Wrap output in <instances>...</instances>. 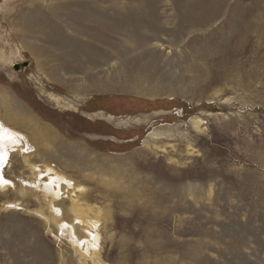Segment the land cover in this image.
<instances>
[{"label":"rangeland","instance_id":"rangeland-1","mask_svg":"<svg viewBox=\"0 0 264 264\" xmlns=\"http://www.w3.org/2000/svg\"><path fill=\"white\" fill-rule=\"evenodd\" d=\"M0 116L36 148L5 178L67 179L99 264H264V0H0ZM21 196L0 264H92Z\"/></svg>","mask_w":264,"mask_h":264},{"label":"bare ground","instance_id":"bare-ground-1","mask_svg":"<svg viewBox=\"0 0 264 264\" xmlns=\"http://www.w3.org/2000/svg\"><path fill=\"white\" fill-rule=\"evenodd\" d=\"M20 69H22V66L20 67ZM12 127L13 125H10L6 121H4L0 116V194L6 192L7 190H10L11 188L14 193L16 192L19 195H22V198L27 196L28 194L34 197V199L39 202L41 208L30 212L35 216L44 218L47 223L52 222L58 225V227L60 228L59 232L62 233V236L68 237L70 239L73 245V249H75V253H77L79 257V263H81L83 260H90L92 264H99L97 254L100 249V234L98 231L99 221H94L90 219L88 220L83 216H75L77 219H80V222L83 225H86L87 228L85 232L88 237V240L82 241L76 236V224L72 226L63 224L60 220L58 210L55 208L54 204L56 200L61 197L59 186L61 185V183L64 182L65 184H70L67 179H65L57 171L53 170L52 168L46 165H44L43 171H39L37 170V168L31 167L30 165V170H37V172H35L33 181H31L27 185V189H29V193H27L26 189H21V187H23L22 181H19V183H17L21 186L19 189H17L13 183H11L5 178V170L8 167V156L11 153L15 151L20 154H25V152L28 151H36V148H34L35 145L32 143L30 138L27 135L21 133V131ZM24 160L28 164L29 159L27 160L26 158H24ZM43 175L44 177H46L45 182H42ZM4 205L6 210H18L20 204L18 202V199L16 200V198H14L11 201L6 202ZM78 206V202H75V204H73V207L71 208V212L75 215H79L80 213H82L81 207ZM45 213L49 215L48 218L45 216ZM85 261L83 262L85 263Z\"/></svg>","mask_w":264,"mask_h":264},{"label":"water","instance_id":"water-1","mask_svg":"<svg viewBox=\"0 0 264 264\" xmlns=\"http://www.w3.org/2000/svg\"><path fill=\"white\" fill-rule=\"evenodd\" d=\"M21 66H22V69H23V68L28 66V63H24L22 65L15 66V70L20 69Z\"/></svg>","mask_w":264,"mask_h":264}]
</instances>
